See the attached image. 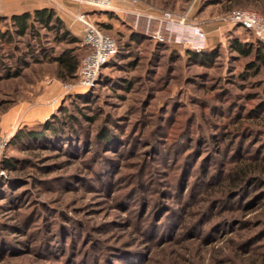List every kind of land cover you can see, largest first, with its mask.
<instances>
[{
	"label": "rangeland",
	"instance_id": "rangeland-1",
	"mask_svg": "<svg viewBox=\"0 0 264 264\" xmlns=\"http://www.w3.org/2000/svg\"><path fill=\"white\" fill-rule=\"evenodd\" d=\"M90 2L35 0L116 41L89 88L55 61L82 63L83 26L65 20L77 43L45 29L0 43V264H264V67L232 47L264 41L230 21L264 0ZM164 12L203 28L208 59L174 43ZM54 117L61 137L24 136Z\"/></svg>",
	"mask_w": 264,
	"mask_h": 264
},
{
	"label": "trees",
	"instance_id": "trees-1",
	"mask_svg": "<svg viewBox=\"0 0 264 264\" xmlns=\"http://www.w3.org/2000/svg\"><path fill=\"white\" fill-rule=\"evenodd\" d=\"M10 21V25H7L8 28L5 31L0 30V43L4 44H14L17 38H26L31 36H39V30L45 29L49 32L56 34L57 40L60 42L67 43H77L79 40L71 36L69 28L66 26L65 21L57 14L53 8H42L36 9L32 12L27 11L20 14H14L10 17H0L2 20ZM232 47L242 54L245 57H254L257 65L254 69H259V67H264V44L260 41L257 42V45L247 44L243 45L239 40L235 39ZM189 55H193L194 58L208 59L206 56V49L196 52L192 50H187ZM24 61V60H23ZM55 61L59 63L60 69V78L62 80L75 79L77 77V72L81 64V55L75 54L74 50H66L61 55L55 58ZM8 77H18L20 72L15 70L14 72H7ZM80 99L85 100V98L80 97ZM57 119V124H52L50 121H47L41 126V130L32 131L29 130L27 133H24L26 138L30 140H40L44 137H61L65 126L60 122L59 118ZM21 137V135H20ZM97 140L100 142H109L111 140V132L107 129H102L97 134ZM6 167H13L10 162L5 161ZM251 180V177L248 176L246 168L239 170L234 182L236 181H247ZM245 184V183H244Z\"/></svg>",
	"mask_w": 264,
	"mask_h": 264
},
{
	"label": "built area",
	"instance_id": "built-area-1",
	"mask_svg": "<svg viewBox=\"0 0 264 264\" xmlns=\"http://www.w3.org/2000/svg\"><path fill=\"white\" fill-rule=\"evenodd\" d=\"M94 5L110 7L112 0H90ZM78 21L83 26L82 43L87 49L78 70L79 85L89 88L98 77L103 65L108 63L117 53L116 41L102 31L87 14L78 16ZM173 14L162 13L161 23L166 31L170 32L177 45L194 51H202L208 46V38L201 26L189 24L186 18L174 21ZM230 21L249 29L260 40L264 41V15L252 9H237L230 15Z\"/></svg>",
	"mask_w": 264,
	"mask_h": 264
},
{
	"label": "crops",
	"instance_id": "crops-1",
	"mask_svg": "<svg viewBox=\"0 0 264 264\" xmlns=\"http://www.w3.org/2000/svg\"><path fill=\"white\" fill-rule=\"evenodd\" d=\"M42 8H51V6L44 5L42 7H37L35 5V0H27L26 5H24L21 0H0V16H12L14 14H20L23 12H27L30 10L42 9ZM65 8V7H64ZM61 9V7H60ZM64 10V11H63ZM63 11V12H62ZM69 13V9L67 7L65 9H61V17L62 19L70 23L71 27H74L75 30L82 28V26L78 23H72ZM97 15V14H95ZM71 21V22H70ZM80 32V31H79Z\"/></svg>",
	"mask_w": 264,
	"mask_h": 264
}]
</instances>
